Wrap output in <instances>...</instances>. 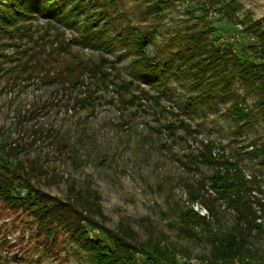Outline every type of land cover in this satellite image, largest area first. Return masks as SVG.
Segmentation results:
<instances>
[{"label":"rangeland","instance_id":"rangeland-1","mask_svg":"<svg viewBox=\"0 0 264 264\" xmlns=\"http://www.w3.org/2000/svg\"><path fill=\"white\" fill-rule=\"evenodd\" d=\"M224 2L228 8L219 11L205 0L32 1L35 23H56L68 38L85 32L91 40L80 53L95 61L103 56L114 68L89 104L75 111L65 110L51 88L0 93V141L19 143L25 165L49 169L32 179L37 186L60 199L74 190L96 197L109 228L129 226L141 239H162L177 264H219L211 262L208 236L238 232L234 211L199 186L209 171L189 156L202 143L213 142L214 153L255 178L261 191L255 195L264 198V159L256 152L264 146V86L250 92L227 73L230 66H206L210 55L226 53L264 62L251 34V23L264 31V0ZM136 29L150 34L143 51L156 78L132 67L140 57L132 44ZM191 36L193 48L183 41ZM121 81L131 82L128 91L118 88ZM9 163L13 168L14 159ZM190 192L209 198L213 214L192 203ZM189 210L207 218L191 237L180 230V215ZM49 228L51 235L30 213L0 202V264H90L63 229ZM88 235L103 239L96 229L88 228ZM246 242L249 252L230 264H264V232H252Z\"/></svg>","mask_w":264,"mask_h":264},{"label":"trees","instance_id":"trees-1","mask_svg":"<svg viewBox=\"0 0 264 264\" xmlns=\"http://www.w3.org/2000/svg\"><path fill=\"white\" fill-rule=\"evenodd\" d=\"M32 1L36 0H0V84H3L0 93L22 91L31 85L37 89L51 88L65 110L83 109L95 89L109 77L107 70L114 68V62L103 56L95 61L80 53L78 48L91 40L85 32L68 38L56 23L49 20L35 23L28 11ZM205 2L219 11L228 8L224 0ZM251 24L255 26L251 34L258 39L259 59L263 61L264 31L258 23ZM149 35L137 30L132 44L140 57L132 61V67L146 78H156V67L143 51ZM186 39L183 41L187 47L196 45L197 39L193 36ZM202 48L198 47V51L203 52ZM206 62L211 68L222 64L221 71L230 66L231 71L227 73L237 75L250 92L264 86V62L259 65L241 62L229 53L216 57L210 55ZM130 84L121 81L118 88L128 91ZM260 106L264 109V98L260 100ZM243 110L238 109L241 113ZM167 128L172 129V126ZM184 128L189 130L187 126ZM22 148L17 142L0 141V152L4 157L0 168V202L4 206L30 213L38 228L46 229L47 235L53 234L54 228H49L52 224L63 229L68 239L86 254L90 264H140L139 256L144 259L143 264H177L176 255L162 243V239H141L129 226L109 228L96 197L90 200L74 190L73 195L60 199L43 191L32 179L48 176L49 169L33 163L25 165L17 156ZM256 152L264 159V146ZM10 158L15 162L13 168L9 167ZM189 159L209 171L205 181H199L200 188L206 187L235 213L238 232H213L209 236L202 233L210 238L211 262L230 264L241 260L249 252L247 237L254 231L264 232V198L255 195L261 194L256 179H247L233 161L214 153L211 141L202 143L199 151ZM189 198L192 203L200 202L209 215L213 214L211 203L207 201L209 198L193 192ZM198 221L207 223V218L192 210L182 213L181 232L191 237ZM88 228L98 230L103 239L97 235L90 237Z\"/></svg>","mask_w":264,"mask_h":264}]
</instances>
